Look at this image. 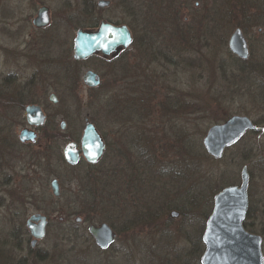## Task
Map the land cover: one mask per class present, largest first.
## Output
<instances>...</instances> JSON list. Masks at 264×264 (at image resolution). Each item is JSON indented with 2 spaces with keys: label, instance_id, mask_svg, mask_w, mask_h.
<instances>
[{
  "label": "rangeland",
  "instance_id": "374dc122",
  "mask_svg": "<svg viewBox=\"0 0 264 264\" xmlns=\"http://www.w3.org/2000/svg\"><path fill=\"white\" fill-rule=\"evenodd\" d=\"M73 1L76 17L85 22L105 18L134 24L135 37L145 47L135 40L122 61L97 63L94 70L102 79L94 88L85 86L81 77L83 65L92 60L77 66L80 83L55 87L59 99L47 108L57 127L65 123L64 130L47 127L36 141L21 142L19 112L11 130L0 134V264H200L213 196L224 186L239 184L244 165L253 206L247 226L261 228L264 0H180L181 7L171 9L169 0H111L108 8L95 6L92 11L86 0ZM175 10L192 39L184 41L188 52H168V64L163 55L171 29L167 15L174 16ZM145 26L150 37L142 31ZM236 27L249 44L244 61L236 60L227 45ZM144 37L147 40H141ZM22 42L0 33V79L16 72L23 80L22 61L9 60L6 53ZM171 87L176 93L169 92ZM41 90L47 102L54 89ZM174 95L182 106L173 114L167 103ZM0 108L11 113L14 109L3 99ZM234 114L248 116L255 128L214 159L202 139L211 125ZM85 117L109 143L105 158L90 171L85 165L70 166L62 154L65 144L81 135ZM177 133L182 144H191L188 149L180 148ZM53 178L61 186L57 197L50 188ZM86 193L97 200L85 202ZM33 213L46 215L48 224L45 236L30 251L25 222ZM77 216L81 222L75 221ZM101 222L116 232L106 249L87 232L89 223Z\"/></svg>",
  "mask_w": 264,
  "mask_h": 264
},
{
  "label": "water",
  "instance_id": "95a60500",
  "mask_svg": "<svg viewBox=\"0 0 264 264\" xmlns=\"http://www.w3.org/2000/svg\"><path fill=\"white\" fill-rule=\"evenodd\" d=\"M100 7L109 5L108 0H98ZM132 41V35L127 25H113L101 22L94 32L78 30L75 38V56L85 59L95 53L103 55H115L121 48H127ZM228 49L237 57L247 59L249 55L248 42L240 27H236L228 38ZM83 83L88 87H96L100 84L97 73L87 71L83 76ZM55 101V98H51ZM35 112L34 119H31ZM44 115L39 107H27V119L29 123H43ZM65 123L61 122V128ZM255 128L254 122L246 115H231L222 123L211 125L202 143L207 154L214 159H219L225 150L235 145L250 130ZM21 142H34L36 134L29 129H23L18 134ZM81 148L84 157L94 163L99 160L105 149L101 135L93 123L88 122L81 138ZM64 160L75 164L79 159V152L75 142H68L62 150ZM264 158V152H263ZM249 174L244 165L240 172V183L223 187L213 196V205L208 215L202 241L204 250L200 256V264H264L261 251V236L249 232L244 226V220L248 209L247 188ZM51 192L54 196L60 195V185L56 178L50 181ZM172 212V216H176ZM76 222H81L79 216ZM30 235L31 244L43 238L46 233L48 219L46 215L35 213L29 216L25 222ZM88 233L100 249L108 248L116 238V232L106 222L89 224Z\"/></svg>",
  "mask_w": 264,
  "mask_h": 264
},
{
  "label": "flooded vegetation",
  "instance_id": "af4514ba",
  "mask_svg": "<svg viewBox=\"0 0 264 264\" xmlns=\"http://www.w3.org/2000/svg\"><path fill=\"white\" fill-rule=\"evenodd\" d=\"M108 1L109 5L100 7L97 4L98 0L96 2H93V0H86V2H89L91 11L95 8V6L100 9L108 8L111 5V0ZM101 22H108L113 25H127L131 32L133 42L134 36L131 27L125 22L112 21L105 18H89L86 22L84 18L81 19L79 17L78 19L75 14L73 0H0V33H3L7 40L23 41L18 44V48H10L6 51V53L10 54L9 60H15L16 62L22 61L24 72L26 71L23 78H21L23 80L19 81L20 76L16 72H8L4 79H0V100L2 97L9 95L18 101L19 104H22V107L17 105L18 107L12 110L13 113L23 112V125L19 133L23 129L32 130L36 134V141L37 137L40 136V134L47 127H50L51 130H54V128L59 130V127L62 129L61 122L58 127L54 124V116L49 112L47 105H54L57 103L59 99L55 89L57 85L63 83L70 86V84L80 83V80L75 73L76 69L79 71L80 68L77 66L80 63L88 60L93 61L91 65H83L85 69L81 75L82 82L83 76L87 71L97 73L101 82L102 75L94 70V68H97L96 64L98 63L100 65L108 66L110 63L114 64L116 61H122L123 54L127 50V48L123 47H121L115 55L107 56L102 53H95L85 59L76 58L75 38L77 31L81 29L84 31L94 32L98 29ZM150 84H152V82H150ZM43 87H46L47 90L48 88L54 89V91L50 90L47 102L44 101V95L41 90ZM1 89L3 92H1ZM52 97L55 98V101H52ZM28 106H37L40 108L45 117L43 123H29L27 119ZM1 112H6L7 114L11 113V111L7 109L3 110L0 108V113ZM34 117L35 112L32 113L31 119H34ZM88 122L93 123L96 130L101 135L105 145L101 158L94 163L88 161L84 157L81 148L82 134L85 129V125ZM2 132L5 133L7 130H3ZM75 133L77 134L78 132ZM70 141L77 144V150L79 152L78 161L70 166L80 167L85 165L89 171L93 170V167L102 162L101 160L105 158L109 147L106 134L100 131L96 124L93 121H90L87 117L84 118L81 135L79 137H75V139L69 140L68 142ZM25 143L31 142L25 141ZM249 187L250 175L247 188L248 209L244 220V226L245 224L247 226V217H249L253 211V206L249 196ZM261 211H264V204L262 205ZM246 226L245 228L249 232H253L261 236V251L264 263V224L261 228L255 230L252 228V225H249V227ZM25 228L29 237V250L32 251L38 241L33 246L31 244L32 236L30 235L26 224Z\"/></svg>",
  "mask_w": 264,
  "mask_h": 264
},
{
  "label": "trees",
  "instance_id": "16d2710c",
  "mask_svg": "<svg viewBox=\"0 0 264 264\" xmlns=\"http://www.w3.org/2000/svg\"><path fill=\"white\" fill-rule=\"evenodd\" d=\"M185 5H189L188 2ZM174 7L180 8L181 7V1L180 0H169V5L167 6V8L171 9ZM135 14L136 13H134L133 15H135ZM174 14H173L174 16H172V17H170L169 14L167 15V24L169 26H171V29H169V31L167 33V35H168L167 36V55H165V54H163V55L165 58L167 57V63L168 64H170L172 62L171 60H169L168 52L169 51L171 52L174 50V52H176L175 54H177V55H181L183 53L188 52L187 50H189L188 49L189 47L187 48V46H185L184 41H187V44H189L191 39H192V33L189 30H187V28L185 26H184V28L182 26V24H183L182 20H181L182 16L178 17L180 14L178 13L177 10H175ZM246 19L248 20L247 17H246ZM133 25L134 24H132L131 26L129 25L131 27V30H132L133 36H134L133 42H135V40H138V42H137L138 46L144 48L145 46L143 44H142L143 46L140 45L139 38L137 39L135 37V33H134L135 28ZM239 25L241 26V24H238V26ZM142 31L146 33V36L150 37V35L148 34V27L147 26H145ZM141 40H147V39L144 37ZM175 54H172L171 57L176 56ZM234 58L236 60H239V61H244V60H242L238 57H235V56H234ZM169 92L170 93H176V88L171 87V90ZM2 99L9 103L10 108L15 109L18 106L22 107V104H19L18 101H16L12 97L5 96V97H2ZM181 106L182 105L180 104V101H178V98H175V95H174V96H171L170 100L167 103V110L169 113L174 114L176 112H180L179 107H181ZM15 117H17V113H13V112L9 113V114H7L6 112L1 113V116H0V134L3 133L2 132L3 130H7V131L11 130V128L13 127L14 122H15ZM1 129H3V130H1ZM174 138L180 142V145H181L180 148L182 147V145L184 148L187 147V149L189 146H191V144H189L187 142H185V144H182L181 143V142H183L182 138L179 137L178 133L174 135ZM173 148H175V144H173ZM49 149H50V147L47 150H49ZM57 149L58 148L56 147V149H55L56 152H57ZM144 158H143L144 161H147V160L150 161L149 158L147 160H146V158L145 159ZM40 169H41V167H40ZM48 175L50 176V174H48ZM49 176H47V179ZM79 181H81L80 177H79ZM94 196L95 195L93 193H90V194L86 193V196L84 198L85 202H90L89 201L90 199L97 200L96 197H94ZM165 207L167 208V205ZM209 208H210V205H209ZM205 210H207V209H205ZM179 212L183 213L181 208H179ZM77 226L79 228V224H77ZM245 226H246V224H245ZM199 234L201 236V232ZM196 236H197V241L200 242V237L198 235H196ZM196 263L199 264L198 262H196Z\"/></svg>",
  "mask_w": 264,
  "mask_h": 264
}]
</instances>
